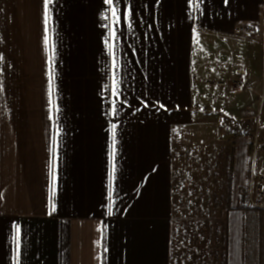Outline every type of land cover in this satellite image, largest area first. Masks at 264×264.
<instances>
[{
	"label": "crops",
	"instance_id": "obj_1",
	"mask_svg": "<svg viewBox=\"0 0 264 264\" xmlns=\"http://www.w3.org/2000/svg\"><path fill=\"white\" fill-rule=\"evenodd\" d=\"M47 11L0 0V264H253L264 0Z\"/></svg>",
	"mask_w": 264,
	"mask_h": 264
},
{
	"label": "rangeland",
	"instance_id": "obj_2",
	"mask_svg": "<svg viewBox=\"0 0 264 264\" xmlns=\"http://www.w3.org/2000/svg\"><path fill=\"white\" fill-rule=\"evenodd\" d=\"M255 34V33H254ZM255 74L259 72L258 64L254 67ZM255 94L253 92V136L248 140L253 146V170L264 174V155L259 151L260 147L264 145V116L261 114L262 109L260 105L256 109ZM233 139V138H232ZM228 146H232L231 141L227 142ZM227 159L229 160L228 156ZM228 167V161H227ZM227 168V176L228 175ZM230 180L227 177V185L229 186ZM226 187L228 210H246L244 200L240 196L242 187L233 186ZM242 193V192H241ZM242 195V194H241ZM232 197V198H231ZM231 200V201H230ZM232 200H234L232 202ZM253 264H264V209H259L253 205Z\"/></svg>",
	"mask_w": 264,
	"mask_h": 264
},
{
	"label": "built area",
	"instance_id": "obj_3",
	"mask_svg": "<svg viewBox=\"0 0 264 264\" xmlns=\"http://www.w3.org/2000/svg\"><path fill=\"white\" fill-rule=\"evenodd\" d=\"M241 31L249 32V33H255L259 34L260 31L257 27H249V28H243ZM245 75L244 71H238V78L233 80L231 83V86L233 90L239 91L244 88V81L243 77ZM218 85H226V82H218ZM259 102L262 109V115L264 116V87L260 93L259 96ZM259 151L262 152L264 155V145L260 147ZM249 195H250V204L253 208V205L259 209H264V174L256 173L253 170L252 176H251V185L249 188Z\"/></svg>",
	"mask_w": 264,
	"mask_h": 264
},
{
	"label": "snow or ice",
	"instance_id": "obj_4",
	"mask_svg": "<svg viewBox=\"0 0 264 264\" xmlns=\"http://www.w3.org/2000/svg\"><path fill=\"white\" fill-rule=\"evenodd\" d=\"M107 2H111V0H107ZM48 4H49V0H44V8H45V32L47 33V24H48ZM113 15H115V13H113ZM44 42L45 44L48 43V37L47 35H45V39H44ZM50 87H51V84H50ZM51 175H52V186L50 188V193L52 194V196L55 195V174H54V169H52V172H51ZM55 210V206L53 205L52 206V211ZM19 236H20V229L19 227H17L16 229V241H17V256H19Z\"/></svg>",
	"mask_w": 264,
	"mask_h": 264
}]
</instances>
